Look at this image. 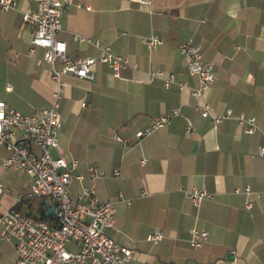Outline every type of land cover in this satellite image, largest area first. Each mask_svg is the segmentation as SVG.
I'll use <instances>...</instances> for the list:
<instances>
[{"label": "crops", "instance_id": "obj_1", "mask_svg": "<svg viewBox=\"0 0 264 264\" xmlns=\"http://www.w3.org/2000/svg\"><path fill=\"white\" fill-rule=\"evenodd\" d=\"M75 1L84 8L70 7L58 34L67 44V56L97 55L90 44L74 41L81 36L110 45L137 68L116 79L107 66L97 64L92 82L63 78L59 148L51 153L79 163L76 174L82 180L70 186L73 199L83 187H94L100 201L114 205L116 225L109 235L122 246L135 247L130 264H228L232 251L241 264H264V0ZM17 2L16 11L0 10V101L29 116L51 106L53 84L50 67L36 64L43 51L29 54L31 29L22 21V13L37 4ZM152 36L162 44L148 49L142 40ZM188 41L201 47L204 61L214 69L205 102L219 115L230 110L234 117L255 118L259 131L245 134L235 119L214 126L201 117L191 94L198 80L189 75L179 51ZM152 70L173 74L189 88L166 89L159 80L149 84ZM173 110L180 115L137 144L138 131ZM186 118L197 130L191 135L186 134ZM115 135L130 138L133 146L120 145ZM9 155L0 146V167ZM90 168L105 177L92 181ZM117 169L119 177L113 176ZM0 183L10 191L0 196L1 214L15 207L32 179L3 170ZM193 189H205L212 197L196 207L184 195ZM22 209L40 215L36 205L25 202ZM155 229L164 234L159 245L147 241ZM192 230L208 233L201 248L191 247ZM4 257L16 264L15 246L2 241L0 227Z\"/></svg>", "mask_w": 264, "mask_h": 264}, {"label": "built area", "instance_id": "obj_2", "mask_svg": "<svg viewBox=\"0 0 264 264\" xmlns=\"http://www.w3.org/2000/svg\"><path fill=\"white\" fill-rule=\"evenodd\" d=\"M37 8L27 9L22 13L23 25L31 29V47L29 54L35 56L43 51L42 58L36 59V64L48 65L51 69L52 104L48 108L36 110L27 116L12 110L4 101H0V146H5L10 152L9 157L2 161L1 171L23 172L32 179L30 190L16 198L12 209L0 214L1 239L15 246L17 264H130L135 247L122 246L109 235L116 225V209L110 202H102L96 196L94 187H83L77 199H73L70 186L74 180H82L76 174L78 161H68L59 156L54 157L52 150L59 148V132L62 129L60 106L65 92L64 76L72 75L78 79H95L92 69L97 64L107 66L116 79H123L122 73L132 66L126 57L116 55L111 46L98 40L74 36L77 43H88L96 51V56L71 59L67 56V44L58 39L62 31V21L65 12L72 6L82 9L81 2L75 0H34ZM141 4H150L152 0H131ZM17 0H0V10L16 11ZM142 42L148 49H155L162 41L152 36ZM180 54L187 62L191 77L198 80V87L191 89L192 96L198 101L196 109L204 119H211L214 126L225 120L235 119L243 127L245 134L259 131L256 119L240 115L234 117L228 110L219 115L214 112L204 95L214 83V69L206 63L201 53V47L192 41L179 47ZM161 81L166 89L173 86L180 90L188 89L186 82L178 81L175 75L166 74L162 70L147 72V81L152 84ZM180 115V110L153 119L150 125L135 134L137 144L152 134L155 130L168 126L173 118ZM186 134L191 135L196 130L193 123L186 118ZM114 139L124 147H132L130 138ZM264 157V148L260 150ZM145 164V160L140 162ZM120 170H115L113 176L119 177ZM106 174L96 168L89 169L92 181L102 179ZM240 190H236L239 193ZM249 195L251 189L245 188ZM9 189L0 183V196L9 194ZM145 196V192L141 193ZM186 199L197 207L203 199L211 198L205 189L184 191ZM40 203L46 214L55 207L52 222L40 219L39 214L24 211L25 202ZM49 202V204H45ZM129 205L130 202H127ZM251 204H247L250 208ZM40 213V212H39ZM189 243L193 248H201L208 240L205 231L192 230L189 233ZM153 245H159L164 238L161 230L155 229L147 238ZM71 247V248H70ZM228 264H241L239 254L232 251Z\"/></svg>", "mask_w": 264, "mask_h": 264}, {"label": "trees", "instance_id": "obj_3", "mask_svg": "<svg viewBox=\"0 0 264 264\" xmlns=\"http://www.w3.org/2000/svg\"><path fill=\"white\" fill-rule=\"evenodd\" d=\"M43 202V201H41ZM40 201L38 202H35V204H33V206H37L38 208L41 209V206H40ZM40 219L41 220H44V221H47V222H52L54 220V218H51V217H46V213L44 211H40Z\"/></svg>", "mask_w": 264, "mask_h": 264}, {"label": "water", "instance_id": "obj_4", "mask_svg": "<svg viewBox=\"0 0 264 264\" xmlns=\"http://www.w3.org/2000/svg\"><path fill=\"white\" fill-rule=\"evenodd\" d=\"M45 204H49V202H46ZM55 215V207L52 206L50 211L46 214V216H54Z\"/></svg>", "mask_w": 264, "mask_h": 264}, {"label": "rangeland", "instance_id": "obj_5", "mask_svg": "<svg viewBox=\"0 0 264 264\" xmlns=\"http://www.w3.org/2000/svg\"><path fill=\"white\" fill-rule=\"evenodd\" d=\"M71 248V247H70ZM0 264H10L9 262H7V260L4 258H0ZM17 264V263H16Z\"/></svg>", "mask_w": 264, "mask_h": 264}]
</instances>
